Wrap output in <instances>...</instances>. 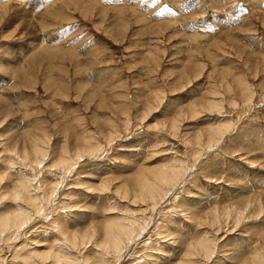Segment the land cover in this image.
<instances>
[{
  "label": "rangeland",
  "instance_id": "1",
  "mask_svg": "<svg viewBox=\"0 0 264 264\" xmlns=\"http://www.w3.org/2000/svg\"><path fill=\"white\" fill-rule=\"evenodd\" d=\"M203 239L199 264H264V0H0V264H177Z\"/></svg>",
  "mask_w": 264,
  "mask_h": 264
},
{
  "label": "bare ground",
  "instance_id": "2",
  "mask_svg": "<svg viewBox=\"0 0 264 264\" xmlns=\"http://www.w3.org/2000/svg\"><path fill=\"white\" fill-rule=\"evenodd\" d=\"M38 142V141H37ZM94 142V141H93ZM36 143V142H35ZM38 144V143H37ZM96 144V143H94ZM36 145V144H35ZM36 149V148H35ZM36 151H40V149L37 148ZM36 153V152H35ZM91 153V152H89ZM82 155V154H81ZM73 163V162H72ZM167 170V169H166ZM174 170V169H173ZM172 170V175L167 173L166 171L165 172H161V173H158L157 174V181L156 182H149L147 181L146 179H143L142 183V190H140L141 192L145 189L147 192H148V197L152 200V202H156L157 203L159 202V198L163 195H167L168 192H164V189L163 187L168 183V184H171L170 180L173 182L175 181L174 179H177L176 175H173V174H177L176 172L174 173ZM180 173V172H179ZM181 175V174H180ZM26 179V178H25ZM180 179V178H179ZM31 182V180H30ZM164 184V185H163ZM163 185V186H162ZM177 186V185H176ZM165 188V187H164ZM175 188V186L173 187ZM172 189V188H171ZM166 190V189H165ZM30 191V190H29ZM173 191V190H172ZM144 192V191H143ZM171 192V191H170ZM172 193V192H171ZM21 194V193H20ZM142 194V193H141ZM140 194V196H141ZM33 196V195H32ZM53 196V195H52ZM168 196V195H167ZM137 197V196H136ZM143 197V194L142 196ZM165 199V198H164ZM167 199V198H166ZM39 200V199H38ZM163 200V199H162ZM19 201V200H18ZM36 201V200H35ZM17 202V201H16ZM38 202V201H37ZM162 202V201H161ZM164 202V201H163ZM160 203V202H159ZM41 204V203H40ZM49 204V203H48ZM154 204V203H153ZM22 205V204H21ZM27 205V204H26ZM29 206V205H28ZM157 206V205H156ZM34 207V206H33ZM36 207V206H35ZM42 208V207H40ZM32 209V208H31ZM42 210V209H41ZM40 210V211H41ZM32 215V214H31ZM35 217V216H34ZM15 218V217H14ZM19 219V222L20 224H18V221L14 223V225L18 228H21L24 223L26 222V220L28 219L26 216L21 215L20 217H17ZM30 218V217H29ZM136 218V217H135ZM31 219V218H30ZM122 219H125V218H122ZM8 222H11V220H8ZM31 221V220H30ZM6 222V221H5ZM28 222V221H27ZM135 222H137L135 220ZM133 221L131 222V220L128 221L127 220H109L106 224V227H105V230H106V237H105V240H103V242L100 243V246H105V248L108 250V252L110 253V251H112L115 255L117 256H122V254L125 253V251L129 250V247H131V244L134 243V241L139 238L140 235H142L143 232H145L144 227H140L138 225L139 228H134L133 227ZM135 224V223H134ZM7 226V224H4ZM5 226V227H6ZM25 228V227H24ZM23 228V229H24ZM27 228V227H26ZM16 229V228H14ZM147 229V228H146ZM15 231V230H14ZM20 231V230H19ZM23 230L21 229V232ZM95 230L94 229H90L89 231H86L84 234L80 235V234H77V235H72L69 239V242L72 243L71 246H76L77 243L81 244H87V242H91L93 241L95 238V233L94 232ZM19 232V233H21ZM95 233V234H94ZM134 234H136V236H134ZM21 235V234H20ZM142 237V236H141ZM97 238V237H96ZM209 238V237H208ZM212 238V237H211ZM147 240V239H146ZM81 241V242H80ZM95 242V241H94ZM200 246H203V249L202 250H199L198 247H193L192 249L189 250V252L187 253L186 257H183V259L177 263V264H199V261H197L201 254L200 252L203 251V254L204 252L206 254H211L210 251L212 248V245H211V242L209 243V240H206V239H203L201 241V245ZM214 246V245H213ZM72 248H76V247H72ZM103 248V247H102ZM133 248V247H132ZM201 248V247H200ZM58 250V249H57ZM60 250V249H59ZM105 250V251H107ZM132 250V249H131ZM61 251V250H60ZM130 251V250H129ZM214 251V250H213ZM97 253V252H96ZM103 253V252H102ZM107 253V252H105ZM200 253V254H199ZM48 254V253H47ZM44 255V254H43ZM60 254H58L59 256ZM101 255V254H100ZM104 255V253L102 254ZM110 255V254H109ZM114 255V256H115ZM205 255V254H204ZM47 256V255H46ZM51 256V255H50ZM112 256V255H111ZM48 257V256H47ZM96 257V255H95ZM104 257V256H103ZM109 257V256H108ZM261 257V256H260ZM40 258V257H39ZM54 258V257H53ZM63 258V256H62ZM61 258V259H62ZM100 258V257H99ZM57 259H60L59 257ZM67 259V258H66ZM65 259V260H66ZM86 259V258H85ZM96 259V258H95ZM97 259H98V256H97ZM96 259V260H97ZM87 260V259H86ZM100 260V259H98ZM201 260V259H200ZM36 261V260H35ZM55 261L54 260V264H55ZM60 261V260H59ZM63 261V260H61ZM60 261V262H61ZM122 262V259L120 260ZM124 261V260H123ZM66 262V261H65ZM64 262V263H65ZM89 262V261H88ZM98 262V261H97ZM103 262V261H102ZM100 262V263H102ZM123 263V262H122ZM121 263V264H122ZM201 263V262H200ZM32 264V263H31ZM57 264H59L57 262ZM99 264V263H98ZM103 264V263H102ZM108 264V263H107ZM119 264V262H118ZM207 264V263H206Z\"/></svg>",
  "mask_w": 264,
  "mask_h": 264
}]
</instances>
